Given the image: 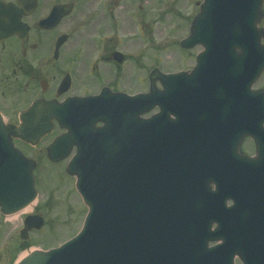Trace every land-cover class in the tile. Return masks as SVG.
<instances>
[{
  "label": "water",
  "instance_id": "obj_1",
  "mask_svg": "<svg viewBox=\"0 0 264 264\" xmlns=\"http://www.w3.org/2000/svg\"><path fill=\"white\" fill-rule=\"evenodd\" d=\"M261 5L262 0H203L180 42L183 48H205L195 71L154 70L148 94H117L129 112V135L83 137L67 165L89 208L81 232L59 248L33 250L16 264H234L235 255L243 264H264V105L250 106L247 97L244 106L239 99L222 104L221 98L224 47L235 58L243 53L238 79L250 97L256 95L248 91L264 69V29L256 27ZM62 14L57 6L42 24ZM156 80L163 90L156 89ZM156 105L159 114L140 118ZM67 109L66 103L38 101L20 125L0 117L1 213L18 211L37 194L35 163L13 146L12 136L35 145L53 118L63 124ZM201 112L204 120L198 119ZM246 136L255 141L254 157L239 152ZM73 144L72 137H57L48 157L63 159ZM211 177L214 191L207 184ZM227 200L233 202L229 207ZM42 223L38 215L27 216L21 237ZM184 232L198 234L179 236ZM217 240L222 244L207 247Z\"/></svg>",
  "mask_w": 264,
  "mask_h": 264
},
{
  "label": "flooded vegetation",
  "instance_id": "obj_2",
  "mask_svg": "<svg viewBox=\"0 0 264 264\" xmlns=\"http://www.w3.org/2000/svg\"><path fill=\"white\" fill-rule=\"evenodd\" d=\"M123 1L0 0V113L6 121L19 124L37 100L69 107L102 90L106 98L116 92L133 93L131 88L134 82L142 83L146 66L142 54L136 58L125 47L116 48L113 32ZM56 5H66L68 12L56 24H40ZM200 50L196 48L191 67ZM263 73L248 92L264 88L257 86ZM101 127L102 121L90 119L82 132ZM42 137H51L50 142L54 137H80V133L73 134L69 126L61 128L53 120L51 131ZM76 150L71 146L68 157Z\"/></svg>",
  "mask_w": 264,
  "mask_h": 264
},
{
  "label": "rangeland",
  "instance_id": "obj_3",
  "mask_svg": "<svg viewBox=\"0 0 264 264\" xmlns=\"http://www.w3.org/2000/svg\"><path fill=\"white\" fill-rule=\"evenodd\" d=\"M201 0H124L117 9L116 30L113 36L116 48L125 47L129 54L138 57L142 54V83L134 82L131 90L148 88L147 70L158 68L162 72H175L190 68L196 48L181 49L179 41L188 34L192 17L198 11ZM140 2V3H138ZM126 3L131 5L126 7ZM261 8L264 11V0ZM122 13V14H120ZM263 15V14H262ZM264 26V17L259 19ZM141 51V52H140ZM140 52L137 56L135 53ZM148 66V68H147ZM140 83V81H139ZM157 85H159L157 83ZM257 86H264V73ZM51 137L42 139L35 147L14 144L25 155L36 160L34 174L39 190L38 200L30 213H38L44 219L39 230L27 233V238L19 237L24 214L16 229L13 221L0 217V264H12L21 258L24 252L34 249L47 250L73 236L86 215V207L74 189V179L65 173L67 160L52 165L45 155V145ZM241 150L246 154L254 151L250 139H245ZM236 264H241L236 260Z\"/></svg>",
  "mask_w": 264,
  "mask_h": 264
},
{
  "label": "bare ground",
  "instance_id": "obj_4",
  "mask_svg": "<svg viewBox=\"0 0 264 264\" xmlns=\"http://www.w3.org/2000/svg\"><path fill=\"white\" fill-rule=\"evenodd\" d=\"M37 198H35L32 202H30L29 204L25 205L24 207H22L21 209H19L16 212L10 213L9 215H7V221L11 222L13 221L14 223V227L13 229H16L18 227V225L20 224V217L24 214H28L31 212V210L33 209L34 205L37 202ZM28 252H24L22 254L21 257L25 256Z\"/></svg>",
  "mask_w": 264,
  "mask_h": 264
}]
</instances>
